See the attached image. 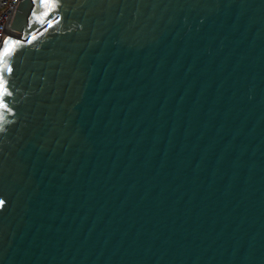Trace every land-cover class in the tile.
<instances>
[{
    "label": "water",
    "instance_id": "water-1",
    "mask_svg": "<svg viewBox=\"0 0 264 264\" xmlns=\"http://www.w3.org/2000/svg\"><path fill=\"white\" fill-rule=\"evenodd\" d=\"M10 27L0 264H264V0H21Z\"/></svg>",
    "mask_w": 264,
    "mask_h": 264
},
{
    "label": "built area",
    "instance_id": "built-area-1",
    "mask_svg": "<svg viewBox=\"0 0 264 264\" xmlns=\"http://www.w3.org/2000/svg\"><path fill=\"white\" fill-rule=\"evenodd\" d=\"M19 1L21 0H0V40L2 36L18 35L17 31L11 29L10 23Z\"/></svg>",
    "mask_w": 264,
    "mask_h": 264
},
{
    "label": "snow or ice",
    "instance_id": "snow-or-ice-1",
    "mask_svg": "<svg viewBox=\"0 0 264 264\" xmlns=\"http://www.w3.org/2000/svg\"><path fill=\"white\" fill-rule=\"evenodd\" d=\"M44 15L46 16L47 13H44ZM43 22V21H41ZM49 26H51V23H49ZM5 44H7V39L5 40ZM9 52V49L7 47H5L4 49V54L3 56H0V60L2 59H6L7 58V54ZM8 71H11V68H8ZM5 78L3 76H0V107H6L5 102L3 101L2 97L7 94V88H6V83L4 82ZM0 119H3L2 116H0ZM2 203V202H0Z\"/></svg>",
    "mask_w": 264,
    "mask_h": 264
}]
</instances>
